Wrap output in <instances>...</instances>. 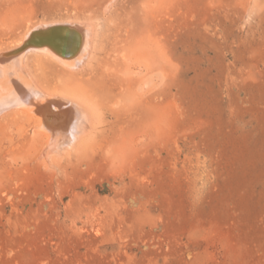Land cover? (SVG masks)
<instances>
[{"label":"rangeland","instance_id":"1","mask_svg":"<svg viewBox=\"0 0 264 264\" xmlns=\"http://www.w3.org/2000/svg\"><path fill=\"white\" fill-rule=\"evenodd\" d=\"M0 92V264H264V0H0Z\"/></svg>","mask_w":264,"mask_h":264},{"label":"bare ground","instance_id":"2","mask_svg":"<svg viewBox=\"0 0 264 264\" xmlns=\"http://www.w3.org/2000/svg\"><path fill=\"white\" fill-rule=\"evenodd\" d=\"M110 6H111V5H110ZM70 21H72V20H70ZM70 21H69V22H70ZM75 23H76V22H75ZM58 24H59V23H58ZM47 25H48V24H47ZM64 25H65V24H64ZM92 25H93V24H92ZM44 26H45V25H44ZM73 26H74V25H73ZM75 26H76V28L80 31V32H79V31L77 30V32H79V34L81 33V34L83 35V36H82L81 43L79 44V48H77V52L75 53V56H74V57L71 56V58H69V59L66 57L67 59H66L65 61H63V63L61 62L62 60H60V62H61L62 64H65L66 67H67V66L70 67V69H71V68H73V69L78 68V67H80L81 64L84 65L83 63H85V62H83V60L85 59V57H86V55H87L86 52L89 51V50L86 51V48H88L87 46L89 45V43L87 42V38H88L87 36H88V34H89V35L92 34V33H88V29H89V26H88V25H84L83 23H82V24H79V22H78V24L75 25ZM66 27H67V26H66ZM67 28H68V27H67ZM70 28H71V26H70ZM92 30H93V28H92ZM28 35H29V34H28ZM32 35H33V34H32ZM25 38H26V37H25ZM29 40H30V39H29ZM23 41H24V40H23ZM76 41H77V40H76ZM90 41H91V40H90ZM16 42H17V41H16ZM21 42H22V41H21ZM21 42H20V44H21ZM92 42H93V41H92ZM35 43H36V42H35ZM16 44H17V43H16ZM16 44H15V45H16ZM20 44H18V45L20 46ZM27 44H28V43H27ZM31 44H32V43H31ZM15 45H14L13 47H15ZM18 45H17V46H18ZM21 45H22V44H21ZM33 45H34V44H33ZM35 45H36V44H35ZM41 45H42V44H41ZM48 45H49V43H48ZM24 46H25V45H24ZM29 46H30V44H29ZM37 46H38V45H37ZM39 47H40V46H39ZM53 47H56L55 44H54ZM57 47H58V46H57ZM63 47H65V46H63ZM59 48H60V46H59ZM89 48H91V47H89ZM55 49H57V48H55ZM64 49H65V48H64ZM64 49H61V50L64 51ZM1 50H4V49H1ZM57 50H58V49H57ZM44 51H45V50H44ZM62 51H61V52H62ZM85 51H86V52H85ZM41 52H42V51H41ZM59 52H60V50H59ZM31 53H32V52H31ZM38 54H40V53H38ZM46 54H47V55H50V54L47 53V52H46ZM61 55H62V54H60V57H61ZM63 56H64V55H63ZM63 56H62V57H63ZM35 57H36V56H35ZM48 57H50V56H48ZM52 58H54V56H53ZM52 58L50 57V60H52ZM64 58H65V57H64ZM53 60H55V59H53ZM55 61H56L58 64L60 63V62H58L57 60H55ZM11 62H12V61H11ZM82 62H83V63H82ZM65 65H62V66H65ZM82 65H81V66H82ZM25 66H28V65L26 64ZM28 67H29V66H28ZM28 67H26V68H28ZM36 67H37V65H36ZM17 68H18V69H21V68H22V65L19 64ZM29 68H30V67H29ZM29 68H28V69H29ZM28 69H27V70H28ZM67 69H69V68H67ZM73 69H71V70H73ZM28 72H29V71H28ZM29 74L31 75L32 73L29 72ZM23 77H25V75H23ZM32 77H34V76L32 75L31 78H32ZM23 79L26 80L27 78H26V79L23 78ZM34 79H35V78H34ZM34 79H33V81H34ZM26 81H27V80H26ZM35 81H36V80H35ZM28 82H29V81H28ZM26 83H27V82H26ZM34 83L36 84V82H34ZM21 84H22V83H21ZM24 85L27 86L26 84H24ZM29 86H31V85H29ZM36 86H37V85H36ZM22 87H23V86H22ZM25 88H26V87H25ZM29 88H30V87H29ZM31 88H32V87H31ZM19 89H20V87H19ZM27 89H28V88H27ZM32 89H33V88H32ZM12 90H13V89H12ZM16 90H17V89H16ZM23 90H25V89H23ZM23 90H22V91H23ZM29 90H30V89H29ZM39 90H40V89H39ZM6 91H7V90H6ZM10 91H11V90H10ZM17 91H18V90H17ZM19 91H20V90H19ZM32 91H33V90H32ZM32 91H31V93H32ZM13 92H15V89H14ZM23 92H25V91H23ZM26 92H27V91H26ZM26 92H25V94H26ZM27 93H28V92H27ZM21 94H22V92H21ZM36 94H37V92H36ZM50 94H51V93H50ZM12 95H13L12 92H11V94H9L8 92H3V93L0 92V101H3V103H6L8 100H12V99L14 98V97H12ZM22 95H23V94H22ZM22 95H21V96H22ZM29 95H30V92L28 93L27 98H28ZM38 95H39V94H38ZM45 95H46V93H45ZM13 96H14V95H13ZM16 96H17V95H16ZM23 96H24V95H23ZM30 96H31V95H30ZM30 96H29V97H30ZM34 96H35V95H34ZM51 96H52V95H51ZM18 97H20V96H18ZM32 97H33V96H32ZM41 97H42V95H41ZM41 97H40V99H42ZM21 98H22V97H21ZM36 98H37V97H36ZM36 98L34 97V99H36ZM61 98H62V97H61ZM17 99H18V98H17ZM34 99H33V100H34ZM37 99H38V98H37ZM46 99H47V98H46ZM19 100H20V99H19ZM24 100H25V99H24ZM50 100H51V99H50ZM54 101H55V100H54ZM54 101L52 100L51 102L54 103ZM21 102H22V101H21ZM26 102H27V101H26ZM44 102H45V101H44ZM44 102H43V105H44V106L48 107V106L50 105V104H47V103H46V102H48V101L45 102L47 105H45ZM55 102H56V101H55ZM39 103H40V102H39ZM41 103H42V102H41ZM48 103H49V102H48ZM56 103H57V102H56ZM56 103H55V105H56ZM71 103H72V102H71ZM16 104H17V103H16ZM16 104H15V105H16ZM18 104H19V103H18ZM28 104H29V103H28ZM28 104H27V105H28ZM30 104H31V103H30ZM61 104H62V106H63V103H61ZM13 105H14V104H13ZM19 105H20V104H19ZM55 105H54V106H55ZM57 105H59V103H57ZM74 105H75V104H73V106H72L73 108H74ZM6 106H7V105H6ZM24 106H25V105H24ZM44 106H43V107H44ZM54 106H53V107H54ZM67 106H68V105H67ZM234 106H235V105H234ZM12 107H13V106H12ZM18 107H19V106H18ZM20 107H21V106H20ZM20 107H19V108H20ZM22 107H23V106H22ZM50 107H51V105L48 107L49 110L51 109ZM60 107H61V105H59V109H61L63 112H62L61 110H59V111H60V113H61V112L63 113V114H60V115L63 116V117L61 116L62 121H63V119L65 118L64 116H65V115H69V114H70V113H69L70 111L67 109L66 112H64V110H63L64 108L62 109V108H60ZM69 107H71L70 104H69ZM75 107H76V105H75ZM10 108H11V106H10ZM27 108H28V107H27ZM33 108H34V107H33ZM44 108H45V107H44ZM73 108H72V109H73ZM230 108H231V107H230ZM2 109H3V108H2ZM5 109H6V108H5ZM7 109H8V107H7ZM13 109H15V107H14ZM13 109H12V110H13ZM28 109H29V108H28ZM45 109H46L45 112L48 113L47 108H45ZM45 109H44V110H45ZM55 109L58 110L57 107H55ZM79 109H80V108H79ZM3 110H4V109H3ZM10 110H11V109H10ZM30 110H32V109H30ZM53 110H54V109L50 110V111H49V114L46 113V115H45L46 117H44V119L47 118V119H46V121H48L47 125L49 124V121H50V120H51V122H52L53 119H54V121H55V120L57 121V119L55 118L56 114H52V115H54V117L49 116V115H51L50 113H53V112H52ZM56 110H55V112H56ZM75 110H76V109H74V112H75ZM8 111H9V110H8ZM8 111H7V113H8ZM80 111H81V110H80ZM1 112H2V110H1ZM30 112H31V111H30ZM57 112H58V111H57ZM57 112H56V113H57ZM81 112H82V111H81ZM85 112H86V111H85ZM15 113H16V112H15ZM33 113H34V112H33ZM68 113H69V114H68ZM76 113H80V112H76ZM2 114H5V112L2 113ZM9 114H10V113H9ZM38 114H39V113H38ZM83 114H84V113H83ZM5 115H6V114H5ZM35 115H36V114H35ZM76 115H77V114H76ZM79 115H80V114H79ZM84 115H86V114H84ZM84 115H83V116H84ZM0 116H1V115H0ZM6 116H7V115H6ZM10 116H11V115H10ZM47 116H49L50 118L52 117V118H51V119L49 118L50 120H48V117H47ZM57 116H58V115H57ZM80 116H82V114H81ZM3 117H4V116H3ZM57 118H58V117H57ZM1 119H2V117H1ZM44 119H43V120H44ZM58 120H59V118H58ZM84 120H86V119H84ZM87 120H88V119H87ZM89 120H90V119H89ZM54 121H53V124H55V123L58 122V121H57V122H54ZM62 121H61V122H62ZM65 122H66V121H65ZM81 122H82V119H81V118H79L78 121H77V119H76V123H75V126H74V129H75V130H80V129H82ZM88 122H89V121H88ZM58 123H59V122H58ZM90 123H91V122H90ZM38 124H39V123H38ZM50 124H51V123H50ZM82 124H83V123H82ZM85 124H86L85 126H88L87 123H85ZM39 125H40V124H39ZM60 126H61V125H60ZM85 126H84V127H85ZM42 127H43V126H42ZM42 127H41V128H42ZM47 127H48V126H47ZM55 127H56V126H55ZM55 127H54V128H55ZM48 128H50V129H54V128H51L50 126H49ZM56 129H57V128H56ZM85 129H87V128L85 127ZM85 129H84V130H85ZM75 130H74V131H75ZM84 130H83L82 132H84ZM92 130H93V129H92ZM68 131H69V130H68ZM56 132H57V130H56ZM69 132H70V131H69ZM82 132H81V133H82ZM86 132H87V131H86ZM57 133H59V131H58ZM79 133H80V132H79ZM81 133H80V135H81ZM34 134H35V133H34ZM72 134L74 135V132H73ZM72 134H71V135H72ZM66 135H67V134H66ZM76 135H77V134H76ZM76 135H75V136H76ZM80 135H79V136H80ZM58 136L62 137L63 135H62V133H61V134H58ZM64 136H65V135H64ZM69 136H70V135H69ZM79 136H78V138H79ZM72 137H73V136H72ZM67 138H68V136H67ZM76 139H77V138H76ZM65 140H66V139H65ZM68 140H69V139H68ZM71 140H72V138H71ZM80 140H81V139H80ZM47 141H48V140H47ZM69 141H70V140H69ZM72 141H73V140H72ZM76 141H77V140H76ZM225 142H226V141H225ZM73 143H74V142H73ZM44 162H45V161H44Z\"/></svg>","mask_w":264,"mask_h":264}]
</instances>
